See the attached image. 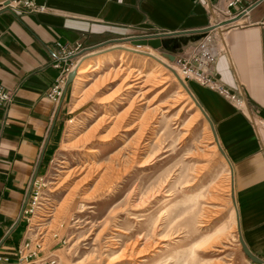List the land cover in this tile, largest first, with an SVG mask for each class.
Instances as JSON below:
<instances>
[{
	"label": "rangeland",
	"instance_id": "1",
	"mask_svg": "<svg viewBox=\"0 0 264 264\" xmlns=\"http://www.w3.org/2000/svg\"><path fill=\"white\" fill-rule=\"evenodd\" d=\"M217 12L212 30L171 37L185 42L181 53L201 42L222 47L234 25L221 28L229 14ZM127 38L112 35L72 58L77 69L89 58L125 55L68 85L62 141L32 184L14 261L30 237L51 264H251L230 215V165L176 76L179 65L163 54L174 48ZM219 222L224 229L215 232Z\"/></svg>",
	"mask_w": 264,
	"mask_h": 264
},
{
	"label": "crops",
	"instance_id": "2",
	"mask_svg": "<svg viewBox=\"0 0 264 264\" xmlns=\"http://www.w3.org/2000/svg\"><path fill=\"white\" fill-rule=\"evenodd\" d=\"M34 1L45 10L0 2V84L14 92L12 101L0 105V253L13 259V234L22 216L8 232L23 214L34 180L47 170L59 148L63 118L70 113L66 97L57 103L48 97L59 74L50 56L56 42L87 48L112 35L199 30L214 26L219 10L229 14L221 28L234 27L216 51L211 73L245 106L237 108L196 81L185 83L212 120L230 165L240 235L264 261V128L252 120H264V0H240L232 11L229 0ZM174 41L179 46H172L173 52L179 57L185 42Z\"/></svg>",
	"mask_w": 264,
	"mask_h": 264
},
{
	"label": "built area",
	"instance_id": "3",
	"mask_svg": "<svg viewBox=\"0 0 264 264\" xmlns=\"http://www.w3.org/2000/svg\"><path fill=\"white\" fill-rule=\"evenodd\" d=\"M21 2L24 7L29 10H45L44 5H37L34 0H13L9 5ZM239 2L240 0H229L228 7L230 8ZM227 11L229 12V10ZM161 33L163 32L151 33L149 35H158ZM86 49L87 48L83 47L81 44H76L74 47H70L68 44L58 41L56 42L55 49L50 50L52 65L59 69V74L48 93V97L56 103L61 101L65 96L68 74L76 69V67L72 65V58L83 53ZM216 57L217 52L212 50L205 42H201L190 52H183L179 57H176L174 62L179 65L180 76L184 81L186 79L193 80L203 86L213 89L228 98L237 108L242 110L245 106L244 100L237 95L230 93L227 88L213 77L211 73V68L215 63ZM13 97L14 92L6 89L0 84V105L9 103L12 101ZM252 120L257 127L264 128L263 119L253 117ZM36 246H38V248H36ZM42 249L41 243L34 244L32 238H25L18 246L16 261H14V258L12 259L9 255H3L0 253V263H54L55 260L52 257L38 255Z\"/></svg>",
	"mask_w": 264,
	"mask_h": 264
},
{
	"label": "water",
	"instance_id": "4",
	"mask_svg": "<svg viewBox=\"0 0 264 264\" xmlns=\"http://www.w3.org/2000/svg\"><path fill=\"white\" fill-rule=\"evenodd\" d=\"M13 0H0L1 3H3V5L8 6ZM214 28V26H209V27H205L203 29H199V30H181V31H169V32H164L158 35H146V36H135V37H129L127 39H129L133 44L136 45H148L151 46L154 49H159V48H169L170 46H174V47H178L179 44L177 42H175L171 37L173 36H182L185 34H191V33H205L207 31H210ZM107 41L100 43L98 45L89 47L88 49L92 50V49H96L102 45H104ZM164 55H166L170 61H174L176 56L174 54H170V53H163ZM76 71L73 70L68 74V79H67V84H66V89L68 87V85L73 81L74 77H75ZM176 76L178 77V79L180 80V82L182 83V85L184 86V88L188 91V93L192 96V98L195 100L197 106L200 108L202 114L204 115V117L207 119V121L210 124V127L213 130L215 139L217 141V145L218 148L220 150V152L222 153V155L225 157V154L222 150V148L220 147L219 143H218V139L216 136V132H215V128L213 125L212 120L210 119V117L207 115V113L204 111V109L200 106V104L197 102L196 98L194 97V95L192 94V92L189 90L188 86L184 83V81L176 74ZM22 213L19 216V219L17 220V222L15 223V225L13 226V228L8 232V234L17 227V225L20 222ZM239 239H240V243L242 246V250L245 253V255H247L251 260L255 261V262H264L262 259L258 258L256 255H254L250 249L246 246L244 240L242 239V236L240 235L239 232Z\"/></svg>",
	"mask_w": 264,
	"mask_h": 264
},
{
	"label": "bare ground",
	"instance_id": "5",
	"mask_svg": "<svg viewBox=\"0 0 264 264\" xmlns=\"http://www.w3.org/2000/svg\"><path fill=\"white\" fill-rule=\"evenodd\" d=\"M96 55H98V52L95 53ZM92 58H89V60L85 61L83 64H81L76 70H78L76 72V76H75V82L79 81H83L85 79V77L88 75L89 71H91V69H93V67L95 65H97V67H103L105 65L107 66H111L113 65L115 62L119 61V60H124L125 59V55L123 54V52H119L118 54L113 53L108 55L104 60H97L96 63H94L93 60H90ZM96 59V58H95ZM94 59V60H95ZM98 59V58H97ZM162 65V64H159ZM95 69V68H94ZM157 71V70H156ZM79 91H82L81 88H79ZM188 92V91H187ZM192 97V96H191ZM193 99V98H192ZM194 100V99H193ZM195 102V100H194ZM196 103V102H195ZM199 108V107H198ZM200 109V108H199ZM201 111V110H200ZM202 113V112H201ZM123 118V117H122ZM125 118V117H124ZM123 118V119H124ZM209 123V122H208ZM82 139V138H81ZM83 143V142H82ZM85 143V142H84ZM89 152H87V154H95V151L93 150H88ZM88 157V156H87ZM95 157V156H94ZM200 191V190H199ZM231 217L233 219L237 218V213L235 208L232 209L231 211ZM231 219V218H230ZM217 226L215 227V232L218 231H222L224 229V223L223 222H219L218 224H216Z\"/></svg>",
	"mask_w": 264,
	"mask_h": 264
}]
</instances>
